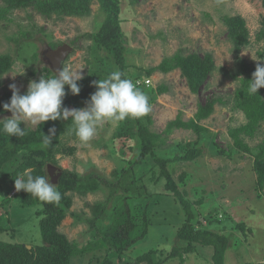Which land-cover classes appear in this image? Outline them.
<instances>
[{"label":"rangeland","instance_id":"obj_1","mask_svg":"<svg viewBox=\"0 0 264 264\" xmlns=\"http://www.w3.org/2000/svg\"><path fill=\"white\" fill-rule=\"evenodd\" d=\"M226 16L242 17L249 32L250 44L237 53L223 23ZM104 19L96 1L91 2L88 14L83 16L51 13L45 17L31 6L7 12L6 20L0 21V56L10 57L13 64L0 77V97L12 93L10 84H15L19 93H23L27 91L29 81L54 74L43 55L63 45L70 46L72 51L65 57L61 69L63 65L82 68L78 71L84 78L97 67L109 65L107 55L86 37L97 34ZM120 20L127 49L125 77L135 78L138 74L141 77L135 82H150L149 86L142 83L138 87L149 97L151 111L142 118L151 120L148 126L151 132L162 134L167 123L175 120L177 115L188 121L194 117L198 106L212 99L222 100L207 119L198 123L206 128L204 132L173 130L163 136L164 145L157 147L155 152L163 159L172 160L183 156L179 146L196 145L202 149V156L192 162L168 164L178 190L197 216L195 227L209 228L212 222L210 229L213 232L227 236L229 248L225 253V264H263L264 190L259 192L255 188L253 157L237 151L228 135L229 129L245 123L242 113L231 110L233 94L238 87V79L232 76L237 58L248 64L259 62L252 58L257 57L264 46V41L256 39L258 33L264 31L263 1L121 0ZM175 54L185 57L195 54L199 58L207 54L212 56L214 69L197 94L190 93L178 69L167 74L156 71L150 76L145 75V70ZM160 86L166 87L167 91L158 94ZM65 93L68 95L67 86ZM88 101L84 100L80 108L86 107ZM10 116L11 113L0 114V119ZM131 121L132 118L115 124L104 123L87 144L75 137L71 131L72 122L60 136V149L64 147V152L56 154L55 166L61 172H69L70 176L74 174L79 180L91 181L82 194H65L72 202L57 227L76 249L86 250L82 256L74 257L71 264H97L96 258H105L106 252L101 247L97 250L87 248L95 241V229L103 231L112 225L110 209L123 208V204L134 216L140 217L145 212L148 225L145 239L125 253L128 259L157 248L155 264H212L211 248L198 247L193 254L184 256V263L178 258H168L174 247L185 245L175 235L185 215L174 197L165 193L164 181L157 178L158 169L153 168L149 157L135 167L137 179L128 194L115 186L120 171L130 168L139 154ZM21 127L34 131L38 128L27 121L22 122ZM122 129H127L129 136H119ZM263 139L264 122L253 140L245 142L254 147ZM24 156L21 153L8 162L0 175L4 192L0 197V224L5 229L1 239L38 247L42 240L40 218L36 213L41 211V206L23 207L9 177L23 162ZM199 201L201 204L197 203ZM196 221L201 226L196 225ZM236 224H243V231L235 229ZM141 264L151 263L143 261Z\"/></svg>","mask_w":264,"mask_h":264},{"label":"trees","instance_id":"obj_2","mask_svg":"<svg viewBox=\"0 0 264 264\" xmlns=\"http://www.w3.org/2000/svg\"><path fill=\"white\" fill-rule=\"evenodd\" d=\"M92 1L98 3L105 19L97 34L86 37H90L94 42V47L107 55L110 64L103 62L105 67L100 68L99 66L92 74L77 81L80 87L79 94L72 95L68 90V95L63 98L62 107L69 108L72 106L75 109H79L83 101L89 99L90 95L96 91L92 81L103 79L113 70L119 69L124 73L128 69L126 65V38L122 32L120 20L121 0H2L3 7L0 8V21L6 20L7 12L10 10L27 6L34 7L35 10L45 17H48L51 13L83 16L88 14ZM219 1L216 0V2ZM262 1L264 5V0ZM223 23L227 28L228 38L233 45L235 53L250 44L249 32L242 17L226 16L223 17ZM256 39L264 41V31L259 32ZM52 48L55 47L52 46ZM258 56L264 58V46L262 51L258 52ZM258 63H264V59ZM12 64L10 57L6 55L0 56V77L10 70ZM235 65L236 71L232 77L238 79V87L233 94L231 110L242 113L245 123L229 129L228 135L237 151L253 157V172L256 177L255 188L261 192L264 190V139L254 147H250L245 140H253L264 122V87L258 89L257 94H250L247 91V81L251 80L257 63L248 64L244 60L237 58ZM175 69L180 70L190 93L197 94L207 76L213 71L214 64L210 54L205 55L203 58H199L195 54L186 57L175 54L171 58L162 60L158 66L145 70V75L150 76L156 71L167 74ZM140 77L137 74L135 78L130 79L135 81ZM166 91V87L160 86L157 88L158 94H163ZM11 95L12 93H5L0 97V114L10 113L4 111L2 105L10 100ZM221 103V99H212L204 105L198 106L194 117L188 121H183L177 115L175 120L167 123L162 134H156L149 130L148 126L151 124L149 118L132 119L131 121L135 130L134 135L136 136L135 141L139 154L131 163L130 168L120 171V180L117 179L115 186H119L124 194H128L137 179L135 167L144 163L147 157L151 159L153 168L158 169L157 178L164 181L165 193L174 197L175 201L182 207L185 215L183 224L177 229L175 234L176 239L185 245L183 247H174L168 256L170 259L178 258L180 263L185 262V255L193 254L198 247H202L212 249V264H225V253L229 248V239L224 234L213 232L210 229L212 222L208 225L209 228L195 227L194 222L197 216L192 211V206L185 199L184 194L178 190V184L168 169L169 163L192 162L198 159L203 154L202 149L195 147L196 145L194 147L190 145L179 146L183 156L172 160L161 158L155 150L157 147L164 145L165 139L163 136L169 135L173 130L192 131L195 134L204 132L206 128L198 123L207 119L213 113L214 106ZM71 122V118H68V120L45 121L35 131L26 129L27 134L23 137L14 135L9 137L6 133L0 132V175L2 168L8 162L15 159L19 154L24 153L23 162L9 175L11 184L14 185V179L29 168L33 170V175H47L48 177L47 165L55 166L56 154L64 152V147L60 149V136ZM19 126L21 127V124ZM52 128L55 129L52 142L48 146H44L42 133L49 135V129ZM126 131L127 129H122L119 132V136H129ZM61 173V177L56 184L61 194V200L58 205L41 203L23 190L18 192L17 196L20 198L23 207L33 208L41 206V211H38L36 216L40 218L38 223L42 245L28 247L16 242H5L1 239L5 229L0 224V264H71L74 257L82 256L83 251H86L84 249H76L64 235L58 232L57 227L65 218L66 210L71 206L72 202L71 198L65 194L67 192H75L80 195L91 181L79 180L74 174L70 176L67 171ZM94 187L96 188V186ZM3 193V186L0 182V197ZM201 202L197 203L201 204ZM119 208L110 209L109 215H112V225H109L103 231L95 229V241L89 244L87 249L97 250L101 247L105 250V258H96L97 264H141L143 261L155 264V255L158 253L156 251L157 248L152 251L149 250L147 253L139 254V256L136 255L137 257L131 260L125 256L128 250L145 239L148 233V225L145 221V212L139 217L138 214L134 216L130 208H127L124 204L123 208ZM196 225L201 226L198 221H196ZM235 229L243 231L244 225L236 224Z\"/></svg>","mask_w":264,"mask_h":264},{"label":"clouds","instance_id":"obj_3","mask_svg":"<svg viewBox=\"0 0 264 264\" xmlns=\"http://www.w3.org/2000/svg\"><path fill=\"white\" fill-rule=\"evenodd\" d=\"M252 59L260 61L264 58L257 56ZM80 69L82 68L73 69L63 65L58 74L43 75L38 81H29L24 94L19 93L15 84H10L12 95L2 107L4 111L10 112L11 116L0 119V132L6 133L9 137L13 135L23 137L27 131L19 126L22 122L24 124L27 121L39 126L45 121L68 120L71 117V131L79 142L87 144L97 134L98 127L104 123L115 124L129 118L139 119L150 113L148 95L137 87L132 79L126 78L119 69L113 70L106 78L93 82L96 91L90 95L86 107L79 109L62 107L66 95L65 86L72 95L80 92L77 83L83 78L78 71ZM247 82V91L250 94H257L258 89L264 87V63H257L251 80ZM54 133V128L49 129V135L42 133L44 146L52 142ZM32 172L33 170L29 168L14 179L15 190L17 192L23 190L41 203L58 205L61 194L56 184L49 182V176L33 175Z\"/></svg>","mask_w":264,"mask_h":264},{"label":"water","instance_id":"obj_4","mask_svg":"<svg viewBox=\"0 0 264 264\" xmlns=\"http://www.w3.org/2000/svg\"><path fill=\"white\" fill-rule=\"evenodd\" d=\"M71 51L72 48L70 46L63 45L61 47L56 48L55 50L47 51L43 55V58L50 63L51 70L54 72V74H58V71L61 70L62 62L64 61L67 54L70 53ZM68 109H75V108L70 106ZM46 170L50 178V183L53 185L57 184L61 176V171L58 170L57 167L51 164L47 165Z\"/></svg>","mask_w":264,"mask_h":264},{"label":"built area","instance_id":"obj_5","mask_svg":"<svg viewBox=\"0 0 264 264\" xmlns=\"http://www.w3.org/2000/svg\"><path fill=\"white\" fill-rule=\"evenodd\" d=\"M134 83L137 85V87L139 86V85H141L142 83L143 84H145L146 86H149L150 85V82H149V80H146V81H144V82H140V81H134Z\"/></svg>","mask_w":264,"mask_h":264}]
</instances>
